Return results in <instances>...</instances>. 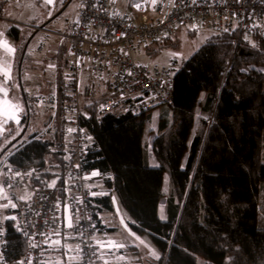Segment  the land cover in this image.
I'll list each match as a JSON object with an SVG mask.
<instances>
[{
    "label": "trees",
    "instance_id": "trees-1",
    "mask_svg": "<svg viewBox=\"0 0 264 264\" xmlns=\"http://www.w3.org/2000/svg\"><path fill=\"white\" fill-rule=\"evenodd\" d=\"M5 3L0 0V8ZM7 35L18 43L22 32L11 25ZM179 43L176 35L165 37L146 52L156 57ZM66 55L60 45L59 64ZM24 97L26 124L35 100ZM67 99L60 77L58 129L14 144L7 156L8 165L37 168L27 179L32 188L49 186L64 168ZM95 101L82 118L94 143L85 168L113 175L97 202L101 211H113L116 196L132 230L158 250L155 264H264V27L247 37L207 35L181 63L172 103L161 110L156 132L151 114L100 115ZM57 186L63 196L60 179ZM3 227V256L13 263L26 242L12 219Z\"/></svg>",
    "mask_w": 264,
    "mask_h": 264
},
{
    "label": "built area",
    "instance_id": "built-area-1",
    "mask_svg": "<svg viewBox=\"0 0 264 264\" xmlns=\"http://www.w3.org/2000/svg\"><path fill=\"white\" fill-rule=\"evenodd\" d=\"M260 27H264V0H80L71 30L58 35L69 52L66 161L57 178L62 181L63 196L56 182L32 188L29 198L16 202L10 219L25 240L26 250L13 264H45L50 243L65 236L70 237L81 264H110L101 241L115 264H125L118 261L121 249L108 237L97 202L108 193L106 182L113 175L85 168L94 143L82 124L87 116L83 97H97L95 111L100 115L153 116L171 105L180 65L177 61L142 62L139 57L147 55L151 44L177 35L181 28L193 35L247 37ZM26 28L44 31L40 24ZM36 170L9 165L5 188L21 185Z\"/></svg>",
    "mask_w": 264,
    "mask_h": 264
},
{
    "label": "rangeland",
    "instance_id": "rangeland-1",
    "mask_svg": "<svg viewBox=\"0 0 264 264\" xmlns=\"http://www.w3.org/2000/svg\"><path fill=\"white\" fill-rule=\"evenodd\" d=\"M59 3L60 0H52V3H48V0H10L7 3L9 9L7 12L8 22L5 21V23H3V21H1L3 23L2 25H15L21 29L20 52L23 47L25 52V59L22 61L20 60L21 62H19L14 75L11 77L12 81L10 86L13 87L20 98L23 99L24 93H28V95L33 96L35 100L33 102V109L30 117L31 125L26 128H24V125L22 126L24 128L23 135L19 140H14L15 143L12 142L10 144L11 146L26 140L33 134L50 137L58 129L57 127L60 122L58 118V81L60 77L63 78L65 85L69 63L67 45L62 42V39L58 35H64L71 30L78 15L80 0H63V6L57 7ZM55 7L56 11L47 18ZM63 9L64 11L59 14ZM36 23H41L44 27V31L34 32L26 28V26L35 25ZM206 37V34L191 36L184 28H181L176 35V39L180 40L177 50H165L156 57H150V55L147 54L139 57V59L144 63L157 64H168L171 61H177L179 65H181V63L188 60L195 50L205 42ZM60 45H63L67 49L65 62L61 64H59L56 58V53ZM84 77H86V73H84ZM95 98L97 97H87L85 95V97H83L84 109L89 103L91 104ZM165 108L168 107L161 108L159 111L154 112L150 125L153 132L157 130L161 110ZM85 113L87 115V111H85ZM64 128L67 132V128L65 126ZM6 145H8V143ZM10 145L8 146L9 148L11 147ZM14 148L15 146L11 147L5 155L3 152V166L8 165L6 161L7 156L12 153ZM150 159L151 161L153 160L152 156H150ZM55 182L57 181L55 180ZM53 184L54 183H52V185ZM13 204V199L9 196V198L0 205V212L8 210ZM117 205L120 207L118 203ZM163 208L164 202L161 203L162 214ZM117 211L119 222L117 226L118 234H111L108 231V237L117 244L120 240L123 241V243L119 242L123 246V248L119 246L123 258L118 261L125 264H155L156 260L159 258L158 250L153 246L146 235H139L134 232L128 220L121 216L119 217V214L122 215L120 212L121 210ZM1 218H3V215ZM131 246L138 248V254L126 249ZM65 248L69 252L75 250V246L70 241H65ZM199 262L202 263L203 261L199 259Z\"/></svg>",
    "mask_w": 264,
    "mask_h": 264
},
{
    "label": "crops",
    "instance_id": "crops-1",
    "mask_svg": "<svg viewBox=\"0 0 264 264\" xmlns=\"http://www.w3.org/2000/svg\"><path fill=\"white\" fill-rule=\"evenodd\" d=\"M9 1L10 0L6 1V3L2 5V7L0 8V140H1L0 151L3 148V146L4 145L6 146V144L9 143L10 141L11 143L12 142L14 143L15 142L14 140L16 141L19 140L24 133L23 129L31 125L29 116L27 118L26 124L24 123V116L27 112L25 97L23 99L20 98L18 94L14 91L13 87L10 86L12 81L11 77L12 75H14L19 62L25 59V54L23 56V51H24L23 48H22L23 51L20 52V46H19L20 42L18 43L14 42L7 35V29L9 26L2 25L3 23H5V21L8 22L7 12L9 11V9L7 3ZM62 1L63 0H60V3L58 4L57 7L63 6ZM55 11H56V7L47 18L53 15V12ZM1 21H3V23ZM41 23H36L35 25L37 24L41 25ZM5 43L9 45L10 48L14 49V52L10 51L8 48H5L4 47ZM17 120L19 121L18 123L16 122ZM23 125L24 128L22 127ZM2 160L3 158L0 160V205L3 204V201L7 200L9 196H11V198L13 199L14 204L8 210L4 212H0V264H13L6 262L3 256L2 247L4 243V234H5L3 224L5 220L11 218V215L15 208V203L18 200L27 199L30 197L32 193V187L26 181L12 190L6 189L3 180L6 176V171L9 165L3 166ZM150 162L151 164H154L153 160L151 161V159ZM55 180L57 181V178H54L53 182L51 180V184L52 183L56 184ZM116 202L119 204L120 207H118ZM113 204H114L113 211L102 210V213L107 223L108 231L111 234L117 235L118 234L117 226L119 224L117 210H121L120 212L122 213V215L119 214V217L121 216L122 218L128 220V222H129V217L121 207L116 196L114 195H113ZM2 215L3 218H1ZM65 241L71 242L70 237L65 236L60 239H54L50 243L45 256V264H81L76 248L74 251H71L72 253L67 251L65 248ZM119 242L123 243L122 240H120ZM119 242L118 245L123 248V246ZM101 245L103 248L102 251L104 257L107 259V261L110 264H114V261L109 254L108 246H106V244L103 241H101ZM131 247L134 248L135 250L133 252H135V254H138L137 253L138 248L135 246H131Z\"/></svg>",
    "mask_w": 264,
    "mask_h": 264
},
{
    "label": "snow or ice",
    "instance_id": "snow-or-ice-1",
    "mask_svg": "<svg viewBox=\"0 0 264 264\" xmlns=\"http://www.w3.org/2000/svg\"><path fill=\"white\" fill-rule=\"evenodd\" d=\"M48 3H52V0H48ZM4 47L5 48H8L10 51H13L14 52V49L10 48L9 45H7L6 43L4 44ZM17 123L19 122L18 120L16 121ZM70 226V225H69Z\"/></svg>",
    "mask_w": 264,
    "mask_h": 264
},
{
    "label": "water",
    "instance_id": "water-1",
    "mask_svg": "<svg viewBox=\"0 0 264 264\" xmlns=\"http://www.w3.org/2000/svg\"><path fill=\"white\" fill-rule=\"evenodd\" d=\"M65 8H66V7H65ZM63 11H64V9H63L62 11H60L59 14L62 13ZM24 54H25V52L23 51V56H24ZM22 58H23V57H22ZM3 152H4V151H3ZM3 152L0 154V157L3 155Z\"/></svg>",
    "mask_w": 264,
    "mask_h": 264
}]
</instances>
